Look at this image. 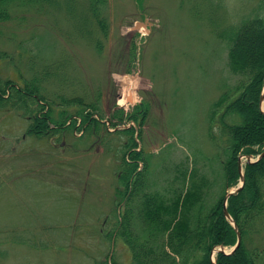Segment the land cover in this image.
Here are the masks:
<instances>
[{"label": "rangeland", "instance_id": "rangeland-1", "mask_svg": "<svg viewBox=\"0 0 264 264\" xmlns=\"http://www.w3.org/2000/svg\"><path fill=\"white\" fill-rule=\"evenodd\" d=\"M262 6L261 0L13 1L0 22V83L12 82L9 96L13 85L24 90L41 80L55 121L50 137L29 136L26 108L16 99L0 104V264L108 258L129 264V250L114 236L127 204L117 194L124 190V153L132 150L126 130H135L154 186L170 194V183L181 187L179 171L193 170L211 183L208 192L219 193L229 136L218 122L224 109L216 122L211 114L243 80L230 69V39ZM231 94V101L239 96ZM72 99L84 106L66 102ZM84 108L103 127L62 125ZM246 236L256 264H264V222Z\"/></svg>", "mask_w": 264, "mask_h": 264}, {"label": "trees", "instance_id": "trees-1", "mask_svg": "<svg viewBox=\"0 0 264 264\" xmlns=\"http://www.w3.org/2000/svg\"><path fill=\"white\" fill-rule=\"evenodd\" d=\"M13 1L17 0H0V22L8 20L9 6ZM26 1L40 4L54 0ZM261 8L260 12L264 13V6ZM94 11H97L96 7ZM259 13L246 18L230 39V69L243 80L220 97L211 114V121L216 122L219 110L224 109L218 122L222 125L223 135L229 136L224 135L227 139L222 162L225 180L219 193L208 192L211 183L192 174L193 170L190 173L188 170L179 171L176 180L181 187L173 188L170 183V194L163 192L150 182L148 162L138 151V143L133 137L135 130L124 132L132 136V150L124 153V170L119 176L124 190L117 189V194L127 204L114 233L130 252L129 264H213L211 253L214 250L236 246L237 233L223 213L226 190L240 182L239 158L257 156L264 150V112L260 107L264 89V15ZM103 31L106 32L105 25ZM39 82L41 80H36V84L32 81L24 90L13 85V94L9 96L6 91L12 82L0 83V104L6 105L16 99L20 107L26 108L27 115H31L27 134L47 138L53 132L50 125L55 121V109L40 94ZM231 90L239 93L232 101ZM66 102H78L84 106L82 99ZM230 115L239 116L241 122L228 124ZM251 115H254V123L249 127ZM94 116L84 108L77 111L74 119L67 116L62 125L77 128V122L81 121L79 128L86 125L91 130L100 129L103 125ZM129 119L137 120L135 116ZM140 164H144V168ZM243 170L245 186L228 200L227 206L242 235V244L232 255L216 254V264H256V254L246 247L245 239L255 230L257 223L264 222V158L253 165H244ZM106 264H110L108 260ZM111 264H117L116 260L113 259Z\"/></svg>", "mask_w": 264, "mask_h": 264}, {"label": "water", "instance_id": "water-1", "mask_svg": "<svg viewBox=\"0 0 264 264\" xmlns=\"http://www.w3.org/2000/svg\"><path fill=\"white\" fill-rule=\"evenodd\" d=\"M263 103H264V89H263L262 97L260 99V104L262 105ZM243 157L246 159V162L248 164L253 165L255 163H258L259 161H261L264 158V150L256 159H254V157L251 156V155H245ZM239 173H240V182H241L240 186L237 187L236 189L230 191V192H226L225 198H224V202H223V205H224L223 213H224L225 218L227 219V221L230 222V224L233 226V228L235 229V231L237 233V244L232 249V251H230V252H226V249L224 247H220L218 250H214L211 253V260H212L213 264H216V259L213 258L215 254L232 255V254L235 253V251L237 249L240 248V246L242 244V235H241V233H240L235 221L233 220V218L231 217V215L229 214V212L227 210L228 200L232 196L238 195L243 190V188L245 186V175H244V172H243V165H242L241 161H239Z\"/></svg>", "mask_w": 264, "mask_h": 264}, {"label": "flooded vegetation", "instance_id": "flooded-vegetation-1", "mask_svg": "<svg viewBox=\"0 0 264 264\" xmlns=\"http://www.w3.org/2000/svg\"><path fill=\"white\" fill-rule=\"evenodd\" d=\"M129 191H131V189H129ZM126 203V202H125Z\"/></svg>", "mask_w": 264, "mask_h": 264}]
</instances>
